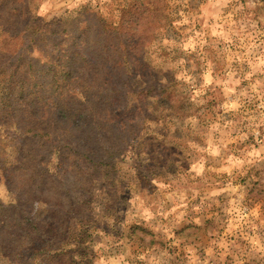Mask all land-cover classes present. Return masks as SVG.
<instances>
[{"label":"rangeland","instance_id":"374dc122","mask_svg":"<svg viewBox=\"0 0 264 264\" xmlns=\"http://www.w3.org/2000/svg\"><path fill=\"white\" fill-rule=\"evenodd\" d=\"M129 1L30 0L26 25L76 26L84 8L116 18ZM161 1L167 17L146 52L167 92L147 101L149 119L132 128L115 170L87 168L91 185L65 219L47 214L63 192L33 203L35 246L45 247L30 264H264V1ZM5 13L0 5L1 30L10 28ZM8 67H0V85ZM125 84L133 104L144 83ZM103 113H92L98 147L113 157ZM0 134L9 161L21 132L0 125ZM14 198L0 172V201ZM1 251L0 264H9Z\"/></svg>","mask_w":264,"mask_h":264},{"label":"trees","instance_id":"16d2710c","mask_svg":"<svg viewBox=\"0 0 264 264\" xmlns=\"http://www.w3.org/2000/svg\"><path fill=\"white\" fill-rule=\"evenodd\" d=\"M0 5L7 12L2 21L10 26L0 29V67L10 66L0 85V125L21 132L11 160L1 158L0 147V172L15 195L12 203L0 201L1 254L9 264H30L45 247L35 246L39 229L33 203L63 192L65 198L56 199L47 214L65 219L74 209L75 194L91 185L87 168L115 170L116 159L131 144L132 128L143 117L149 119L147 101L167 92L154 77L146 52L152 29L167 15L161 0H130L116 18L84 8L76 26L58 20L33 31L26 25L33 12L30 0H0ZM119 80L122 90H115ZM125 80L144 83L132 91L133 104ZM99 107L104 109L102 128L115 142L113 157L103 156L98 147L92 113ZM135 229L148 232L138 225Z\"/></svg>","mask_w":264,"mask_h":264}]
</instances>
